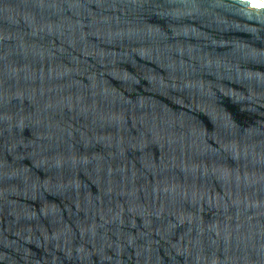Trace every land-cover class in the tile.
Segmentation results:
<instances>
[{"label": "water", "instance_id": "1", "mask_svg": "<svg viewBox=\"0 0 264 264\" xmlns=\"http://www.w3.org/2000/svg\"><path fill=\"white\" fill-rule=\"evenodd\" d=\"M264 0H0V264H264Z\"/></svg>", "mask_w": 264, "mask_h": 264}, {"label": "snow or ice", "instance_id": "2", "mask_svg": "<svg viewBox=\"0 0 264 264\" xmlns=\"http://www.w3.org/2000/svg\"><path fill=\"white\" fill-rule=\"evenodd\" d=\"M257 6H259V7H264V5H257Z\"/></svg>", "mask_w": 264, "mask_h": 264}]
</instances>
